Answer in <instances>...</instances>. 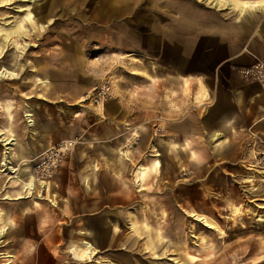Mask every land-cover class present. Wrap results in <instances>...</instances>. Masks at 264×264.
Returning <instances> with one entry per match:
<instances>
[{
    "label": "rangeland",
    "instance_id": "rangeland-1",
    "mask_svg": "<svg viewBox=\"0 0 264 264\" xmlns=\"http://www.w3.org/2000/svg\"><path fill=\"white\" fill-rule=\"evenodd\" d=\"M178 1L190 2V17L184 18L178 13L180 18L174 19L167 11L156 9V4L159 6L162 0H109L106 14L103 0H0V71L3 66L10 68L11 55H16L12 68L16 75L12 78L0 77V128L15 139L16 145L7 147L19 148L23 160H27L18 162L19 157L14 150L10 152L16 153L10 158L11 165L17 168L19 163L29 164L30 174L36 179L32 169L46 150L42 151L45 146L49 148L61 141H75L83 135L90 137L99 117L98 107L85 99L104 81L112 85V99L119 101L122 107L121 115L114 123L118 128L123 126L120 130L122 144L111 146L120 148L119 153L127 152L133 160V165L128 163L123 170L125 180L135 177L134 167L141 165L147 154L154 153L151 146L156 144L157 137H170L168 126L171 123L180 129L175 137L177 142L188 140L192 149L201 150L198 142L204 138L206 131L200 129V122L195 116H189V120L181 123L172 122L171 111L175 109L180 117L183 113L195 115L205 111L206 101L202 108L195 106L199 105L193 100L198 85L190 84L186 93L178 82L172 91L170 79L179 74L174 71L178 66L198 65L203 52L199 44L207 40L211 43L219 41V20L227 23L228 31L234 32L235 13L225 8L215 9L205 0L201 1L208 3ZM216 5H219L217 0ZM23 9L30 10V20L23 17ZM21 20L25 35L4 34L7 28ZM255 34L250 43L258 42L264 52V39ZM235 37L236 41H228L227 55L232 59L227 64L235 67L234 72L242 83L251 86L248 95L244 96L245 104L248 98L264 88L257 80L242 77L244 74L241 71L264 64V56L251 62L243 55L237 57L247 37ZM14 41L18 43L16 47ZM205 52L206 55L212 54L208 50ZM129 54L141 61L143 69L149 72L155 70L157 77L145 80L142 76L132 75L130 68L133 67L127 58ZM38 78L46 79L47 86L38 82ZM140 99L146 100L147 104H140ZM156 100H159L157 107ZM27 107L31 110L34 125H29V119L25 117ZM255 110L250 111V105L244 107L243 114H246L247 120L240 129L235 125L237 133L228 138L230 145L238 146V150L243 148L237 156L227 161L213 157L201 162L192 160L191 166L188 165L189 153H185L183 160L163 159L164 165L176 166L172 175L173 184L169 182V176H152L143 184L144 191L133 189L131 197L136 204L129 202L131 193L125 189L127 185L124 184L123 188L120 179L112 175L113 169L120 168L115 163L113 151L100 154L102 166L97 161H85L94 162L99 174L110 172L112 176L109 177L114 180V197L124 200V210H138L141 208L138 203L146 199L147 204L152 202V198L166 201L163 208L168 214L161 220L157 215L147 221L155 228L161 227L162 241L167 246L159 244L156 254L146 249V236L136 249L129 251L130 258L126 257L128 250L123 248L102 249L92 259L80 263L100 264L109 258L110 262L118 264L120 258H126V261L121 259L122 264H137V258L138 262L140 260L138 264H264V123L249 127L257 118L258 114H253ZM99 131L106 134L107 129L104 130L102 125ZM132 131L139 135V141L127 147L125 140ZM80 140L63 157L51 178L40 180L56 182L60 198L71 199L75 206L83 196L76 181L81 164L75 163L74 154ZM157 147L159 152L169 155L166 148L158 144ZM3 148L0 142V210L3 214L0 264L6 262L7 255L11 256L10 264H43L42 260L46 257L38 254V248L43 244L31 247L32 244L27 243V240L33 242L27 238L28 227L45 237V246L51 249L58 264H77L70 241L76 240L80 231L84 232L79 230L82 226L79 221L85 218L77 215L82 212L74 209L71 214H65L58 210L55 189L37 186L28 196V191H23L21 185L11 181L14 175L3 171ZM251 150L255 151L251 153ZM188 166L190 170H186ZM39 201L50 211L47 221L42 220L40 224L32 219V224L27 225L26 218L29 217L21 210L33 213L40 207ZM9 202L19 203L21 209L13 207V220L9 216L10 210H2L10 208ZM228 204L240 205L242 215L229 216ZM192 211L211 220L217 228L205 227L202 221L197 220L198 216L192 217ZM16 229L21 231L17 233ZM54 235L60 240L58 245L50 240ZM141 236L144 237V234ZM130 237L133 241L135 234ZM75 248L79 250L81 244Z\"/></svg>",
    "mask_w": 264,
    "mask_h": 264
},
{
    "label": "crops",
    "instance_id": "crops-1",
    "mask_svg": "<svg viewBox=\"0 0 264 264\" xmlns=\"http://www.w3.org/2000/svg\"><path fill=\"white\" fill-rule=\"evenodd\" d=\"M199 1L201 3L210 2V4L215 9L225 8L235 13V27L233 30L234 32H232L231 30L228 31L227 23L219 20V41L211 43L209 42V40H207V42L199 44L198 47H200V50L203 52L200 54L201 57L198 65H180L178 66L179 68L174 71L177 72V74H183L184 76H179V74L173 75L170 79L172 91L174 88H176L175 83L178 84V82L180 88L186 93H188L190 89V84L193 85L195 83L196 85H198V90L196 91V94H194L193 100L199 105L195 106H199L202 108L203 102L206 101L205 111L201 113H195V115L194 113H191L192 115L183 113V115L180 117V113L174 111L175 109L171 111L172 122L175 121L181 123L183 121H187V119L189 120V116L196 117V120L200 122V129L203 128L206 131V135L204 136V138H200L198 142V145H200L202 149L198 152L192 149V145H190V142L188 140L177 142L175 140V137L180 133V129L175 123H171L168 126L171 133L170 137L166 139L161 138L162 136L157 137L156 144L154 146H151V151L154 153L147 154L144 157L143 163L138 167L135 166L136 168L134 167L135 170L133 174L135 177H133L131 180H125L122 175L123 170L128 163L133 165V160L130 156H128L127 152L126 154L129 160L122 158L119 154L120 148L114 149L111 146L115 144H122L120 142V140L122 141V139H120V130L123 129V126L121 125V128H118V126L114 125V123H116L117 121L116 119L121 115L120 111L122 107L119 101H114V99H112L111 101H108V103H106L102 108H98L97 111L99 117H97V121L93 125L95 126V128L92 130V132H90V137L83 135L80 138L81 140L77 138L74 139L75 141L80 140L74 154L76 157L75 163L78 165L81 164V168L78 170L76 178L78 186L83 193V196H81V202L75 206L74 202H72L71 199L60 198L57 183H52L54 184L55 190H57L58 193L56 197V202L58 203L57 209L61 210V212L65 214H71L74 209L82 212V214H77L79 215L78 217L85 218L84 220L80 219L79 223H82V226L79 230L90 231L94 233L95 240L96 238L98 239L96 240V243L98 245V252L102 249L114 250L123 248L125 250H128L126 252H128L129 255H125L126 257L130 258L129 251H133L134 249H136L137 244L143 238L146 239L147 233L154 234L153 236H155V234L157 233L160 237L162 235V233L160 232L161 227L155 228L156 226L149 225L147 220L152 217L156 218L157 215H159V220H161L165 215L168 214L167 210L163 208L166 205V201L156 200L154 198L150 199L152 202H150L149 204H147V199L144 201H140L138 204L141 205V208H137L138 210H124V200L114 197V180L111 179L109 175H113L115 178L120 179V184L123 188H125L124 184L127 185L125 189L127 190V192L131 193L129 196V202L131 203L134 201L131 197V195L133 194V189L136 190L137 188V192L144 191L143 184L147 182L152 176H169V182L173 184L174 176L172 175L174 172L173 170L176 168V166L168 167L164 165L163 159L169 158L171 161H177L179 159L183 160L186 156L185 153H189L188 165L191 166L190 164H192V160L201 162L207 158L213 157L215 159L218 158L217 160L220 159L221 161H227L229 160V158L237 156L238 152H242L243 148H241V150H238V146L230 145L228 138H230L232 135H235L237 133L235 128H242V125L247 120L248 117L246 116V114H243V109L244 107H246V105H250V111L252 112L256 108L253 114H258L257 118H255V120L249 127L251 128L264 123V106H262L264 105V89H261L258 93H255L254 97L248 98L247 102L244 104V96L248 95V92H250L251 90V86L242 83L240 77H238L237 73L234 72L235 67L233 65L227 64L232 59L229 55H227L228 41H236L237 37L235 36H243L242 38L247 37V43L245 41L246 44H243L244 46L242 48V51L237 55V57L243 55V57L251 62L255 59H259L261 56H264L261 44H259L258 42L250 43L251 37L256 35L255 33H258L257 35L261 36V38L264 39V0H235L238 2H247L249 3V5L247 7H235L234 9H231L226 4L227 0H219V5L216 6H214L215 0H211L208 2H203L201 0ZM103 3L105 4L104 13L106 14L107 10L109 9V0H103ZM189 3L190 2L187 1L179 2L178 0H162V2L159 3V6L158 4H156L155 8L167 11L166 13H170V15L174 19L180 18L178 13H180L181 17L188 18L191 16V12L188 7ZM191 5H194V3H192ZM260 19H262V21ZM205 50H208V52H211L212 54L206 55L205 53L207 52H205ZM222 54L224 55V57L220 58L221 56H223ZM127 58H129L130 65L133 67L130 68V70H132V75L142 76L143 78H145V80H154L157 77L158 73L155 70L149 72L143 69L141 66V61L135 58L133 54H129ZM218 58H220V61L215 65L214 63ZM158 101L159 100L155 101V107H157V104H159ZM139 102L140 104H147L146 100L144 101V99H140ZM102 125L104 126V130L107 129L106 134L104 132V134H101V132L99 131V128L100 126L102 127ZM38 126L39 125H37V127ZM112 126H114V130L116 132L112 129ZM246 129L249 130V128ZM157 144L160 145L161 148H166L169 152V155H166L162 151L159 152V147H157ZM144 146L146 147V145ZM47 148L48 147L45 146L42 151ZM15 149V152L17 151L19 155H22L19 148L16 147ZM209 150L210 152H208ZM109 151H113L116 157L115 163L120 166L119 169H113L114 171H112V175L110 174V172L108 174V171H106L107 174H99V169L94 162H85L90 159L91 161H97V163H100V165L102 166V158L100 154L104 155ZM253 151L255 150H251V153ZM30 153L28 156L29 158L31 155ZM23 159L24 158L22 156L19 157L18 162H21ZM154 159H157L159 161L157 167H153V165H151ZM108 164L109 162H107V165ZM141 166H151L149 172L146 175V178L144 179H139L136 175L137 169ZM189 166L186 168V170L191 169ZM133 203L136 204V202ZM9 206L10 208L1 209L4 211L10 210L9 216L13 220V207H16L19 210L21 209L19 203L17 202H9ZM50 207L51 206L49 205V208ZM40 208H42V210H40ZM29 212L24 213L21 210V213L25 215L27 214L29 217L26 218L27 225L32 224V219L35 220V223L37 222L41 224L42 220V222H46V216H49L48 213L50 211L48 208L46 209V207H43V205L41 204L40 207H37V211L33 213ZM9 225L11 226L12 224ZM121 229L126 230L121 231ZM20 231L17 230V233ZM23 231L25 230H22V232ZM74 231L77 232V230ZM26 232L29 235L27 236V238L33 241L31 242L30 240H27V243L32 244L31 247H36V244H41L42 242L43 246H39L40 248H38V254L46 257L44 260H42L43 264L59 263V261L55 259V256L51 253V249L49 250V248L45 246L46 242L44 236L38 235L36 231L34 232V230L29 229V227ZM130 234H135V239L133 241L130 237ZM141 234H144V237H142ZM147 239L146 249L153 251ZM162 239L163 236L159 241L160 243H156V249L154 251L156 254L157 246L159 244L162 246L165 245V243L162 242ZM50 240L54 245H58L60 242V240L56 238L55 235L53 236V239ZM26 246L29 247V245ZM140 251L141 250H139V252ZM121 259L125 260L126 258H120V262H118V264H122ZM136 259L135 261L138 264L140 260L138 262V260ZM75 261L77 262V264H81V260L79 261V259H75ZM127 263L132 264L130 262ZM100 264L107 263L102 261Z\"/></svg>",
    "mask_w": 264,
    "mask_h": 264
},
{
    "label": "bare ground",
    "instance_id": "bare-ground-1",
    "mask_svg": "<svg viewBox=\"0 0 264 264\" xmlns=\"http://www.w3.org/2000/svg\"><path fill=\"white\" fill-rule=\"evenodd\" d=\"M35 0H33L34 2ZM209 1V0H206ZM219 1V0H217ZM226 4L231 8L234 9L235 7H247L249 5V3L247 2H238V1H233V0H227ZM25 11L24 14V18L27 20L31 19V12L29 9H23ZM5 35L7 34H13L16 36H21V35H25L26 32L23 29L22 26V20L15 23L11 28H7L6 31L4 32ZM13 44L15 45V47L17 46V42L14 41ZM10 65L9 67L11 68H6L5 66H3V69H1L0 71V77L2 76H6V77H14L16 74L14 71H12V68L14 67L15 63H16V55H11V59L9 60ZM2 65V64H1ZM7 65V64H6ZM259 65L257 64L255 65V67H257V69H259ZM254 67L251 68H245L243 71H241V74H248L250 72H253ZM262 77H264V72H261ZM245 77V75L243 76ZM38 82H40L42 85L47 86L48 81L46 79H40L38 78L37 80ZM262 82L260 83L261 87L264 88V80H261ZM30 109L27 107L26 108V113H25V117H27L29 119V125H34V119H32V114L30 113ZM137 135L136 132H131L130 133V137L127 140H130L132 138H134V136ZM14 137L12 136V134H7L5 131H3L0 128V142L2 143V145L4 146V155H3V159H2V163L1 166L4 168L3 171L7 174V175H11L13 174L14 176H11V181H13L15 184L21 185V189L24 191H28V196L32 195V191L37 187V186H41L42 189L43 188H47L48 190H53L55 189L54 184L52 183H46L44 181H40L37 180L35 178H33L30 174V165L29 164H19L17 168H14V166L11 165L10 163V158H12V156H16V153H10L11 151L16 150L15 148L12 147H7V146H13L16 145V143L14 142ZM122 148V147H121ZM17 152V151H16ZM120 156L126 160H129L127 158V154L126 152H120L119 153ZM18 157H21V154L19 155L17 153ZM158 156V155H157ZM23 162H27V160H22L21 163ZM159 164V161L157 159H154L152 161L153 167H157ZM147 170H149V166H141L137 169V177L139 179H144V177L146 176ZM138 181V180H137ZM140 185V184H139ZM228 211H229V216L231 215H242V210L243 208L240 205H235V204H228L227 205ZM2 212L0 210V223L2 221ZM198 216L199 221H202L205 227L208 228H217L216 225H214V223L211 220H208V218L204 217V216H200L199 214H197L196 212L192 211V217H196ZM148 227V226H147ZM219 232L222 236H224V232L219 229ZM154 234L151 233H147V237H148V241L149 244L151 245V249L153 250V252L156 249V243H160L159 241L161 240V237L159 236V234H155V236H153ZM122 238V237H121ZM96 240H98L96 238ZM95 240V235L94 233L90 232V231H80L79 232V236H77L76 240H71L70 241V247L74 248L73 254L77 257V259H81V261L86 260V259H92L98 252V245L96 243ZM98 242V241H97ZM163 242V241H162ZM78 244H81V247L79 250H76V246ZM7 260H5L6 262L3 264H10L11 263V259H10V255H7ZM80 261V260H79ZM105 263L107 264H113L112 262H110L108 259L104 260Z\"/></svg>",
    "mask_w": 264,
    "mask_h": 264
},
{
    "label": "built area",
    "instance_id": "built-area-1",
    "mask_svg": "<svg viewBox=\"0 0 264 264\" xmlns=\"http://www.w3.org/2000/svg\"><path fill=\"white\" fill-rule=\"evenodd\" d=\"M254 71L248 74H244L245 77H248L251 80H257L261 83V80H264L261 72H264V64L260 63L259 69L254 66ZM113 96V87L108 81L100 83L93 91L86 95V99L90 101L93 105L98 108H102L105 103L112 99ZM139 141V135H135L134 138L130 140H125V146H133ZM76 141H61L49 148H47L42 155L37 159L32 171L34 177L39 180L51 178L52 173L55 171L61 160L69 152L72 151L75 146Z\"/></svg>",
    "mask_w": 264,
    "mask_h": 264
}]
</instances>
